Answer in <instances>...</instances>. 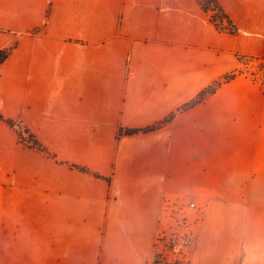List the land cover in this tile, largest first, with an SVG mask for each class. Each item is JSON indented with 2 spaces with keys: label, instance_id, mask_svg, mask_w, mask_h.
<instances>
[{
  "label": "crops",
  "instance_id": "crops-1",
  "mask_svg": "<svg viewBox=\"0 0 264 264\" xmlns=\"http://www.w3.org/2000/svg\"><path fill=\"white\" fill-rule=\"evenodd\" d=\"M216 1L235 34L196 0H0V264H153L180 199L189 264H264V0ZM239 57L262 76L177 112Z\"/></svg>",
  "mask_w": 264,
  "mask_h": 264
},
{
  "label": "built area",
  "instance_id": "built-area-1",
  "mask_svg": "<svg viewBox=\"0 0 264 264\" xmlns=\"http://www.w3.org/2000/svg\"><path fill=\"white\" fill-rule=\"evenodd\" d=\"M16 129L25 134L20 127ZM200 217L199 208L188 200L166 201L154 242L153 264H189L194 225Z\"/></svg>",
  "mask_w": 264,
  "mask_h": 264
},
{
  "label": "trees",
  "instance_id": "trees-1",
  "mask_svg": "<svg viewBox=\"0 0 264 264\" xmlns=\"http://www.w3.org/2000/svg\"><path fill=\"white\" fill-rule=\"evenodd\" d=\"M196 1L198 5L200 6V8L209 15L210 21L212 22V24L215 26L217 30L221 32H227L230 34L236 33L235 27L232 25L231 21L229 20V18L224 13L221 6L218 4L216 0H196ZM7 54H8V50L0 51V63H2L5 60V58L7 57ZM241 59H243V57L238 58L239 61H241ZM239 74L240 73L238 70L236 72H233V73H230L224 76L219 81H216L215 83H213L212 85H210L209 87L201 91L194 99H192L191 101L183 105L177 112L186 111L194 107L195 105L202 103L206 98L213 95L222 84L230 82L235 77L239 76ZM172 117L173 115L169 116L161 123L154 125L152 127L145 128V129L125 130V131L120 130V134L132 135V134H137V133L151 132L157 129L158 127H160L161 125L169 122L172 119ZM0 120H3L8 125H12L9 121L4 120L1 116H0ZM28 137H29V141L31 142L30 143L25 142L24 144L28 147H31L37 150L38 152H43L39 144L30 135H28Z\"/></svg>",
  "mask_w": 264,
  "mask_h": 264
},
{
  "label": "rangeland",
  "instance_id": "rangeland-1",
  "mask_svg": "<svg viewBox=\"0 0 264 264\" xmlns=\"http://www.w3.org/2000/svg\"><path fill=\"white\" fill-rule=\"evenodd\" d=\"M243 65V67L239 70V75H246V76H251V77H260L262 76V65L259 63V61H256L254 59H247V58H243L240 61ZM17 134H18V140L21 144L25 145V141H27V143H30L31 141H29V137L28 134L25 132V134L21 131H19L18 129H16ZM24 135V136H23ZM26 146V145H25Z\"/></svg>",
  "mask_w": 264,
  "mask_h": 264
}]
</instances>
